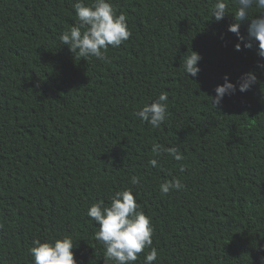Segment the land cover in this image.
<instances>
[{"label":"trees","instance_id":"16d2710c","mask_svg":"<svg viewBox=\"0 0 264 264\" xmlns=\"http://www.w3.org/2000/svg\"><path fill=\"white\" fill-rule=\"evenodd\" d=\"M74 3L0 0V264H32L34 240L63 236L76 241L77 264H104L87 211L128 188L151 218L154 264H261L264 59L256 45L236 50L234 17L216 22L215 0H112L131 36L109 47L106 61L85 60L59 40L77 22ZM228 6L234 15V0ZM191 51L202 56L195 78L183 68ZM249 71L258 83L245 92L237 85L216 109L211 97L225 75L235 85ZM162 92L168 118L153 129L134 112ZM154 143L179 147L182 160L155 157ZM175 179L184 187L161 194Z\"/></svg>","mask_w":264,"mask_h":264},{"label":"clouds","instance_id":"9594fccd","mask_svg":"<svg viewBox=\"0 0 264 264\" xmlns=\"http://www.w3.org/2000/svg\"><path fill=\"white\" fill-rule=\"evenodd\" d=\"M237 5L234 15L230 13L228 0H215L212 7V16L216 22L221 21L226 15L234 17L228 31L238 38L236 50L252 48L255 44L257 54L264 59V0H234ZM77 22L67 31L60 34L59 40L67 46L72 54L87 60L94 57L106 61L109 47H119L131 36L126 15L117 11L112 0H92L86 4L84 0H75L73 4ZM257 9L253 14L252 10ZM250 21L246 35L240 31L242 22ZM202 56L191 51L184 60L183 68L186 76L195 78L200 72L199 61ZM258 67L264 64L258 62ZM224 83L215 88V96L211 97V104L217 109L223 98L235 94L237 85L240 92L251 89L258 83L254 71L243 74L237 84L229 82L227 75ZM168 95L162 92L155 100L145 103L142 108L134 112V116L148 124L153 129H159L167 121ZM155 157L166 152L175 160H182L179 147L164 148L159 143H154L151 149ZM150 165L158 167L157 159H151ZM139 178L131 177V184L138 185ZM184 187L179 179L166 181L160 185L161 194H168L172 190L179 191ZM138 193H133L131 188L115 191L110 197V204L98 200L90 205L87 216L98 226L94 233L95 240L104 248V264L114 261L115 264H135L139 255L144 250L150 251L144 257V264H154L158 259V249L153 247L154 228L151 218L141 209L137 200ZM76 241L71 236L53 238L51 240H34L29 249L32 264H77L73 249ZM264 264V258H261Z\"/></svg>","mask_w":264,"mask_h":264}]
</instances>
